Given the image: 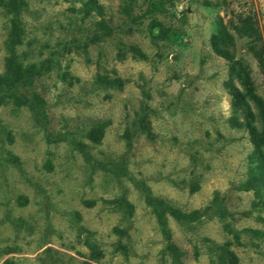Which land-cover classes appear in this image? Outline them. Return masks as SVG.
<instances>
[{
    "label": "rangeland",
    "instance_id": "obj_1",
    "mask_svg": "<svg viewBox=\"0 0 264 264\" xmlns=\"http://www.w3.org/2000/svg\"><path fill=\"white\" fill-rule=\"evenodd\" d=\"M25 1L17 58L44 69L31 89L0 87V264H264L255 147L230 123L228 82L247 90L211 46L239 15L264 30V0ZM10 19L0 4V74Z\"/></svg>",
    "mask_w": 264,
    "mask_h": 264
},
{
    "label": "trees",
    "instance_id": "obj_2",
    "mask_svg": "<svg viewBox=\"0 0 264 264\" xmlns=\"http://www.w3.org/2000/svg\"><path fill=\"white\" fill-rule=\"evenodd\" d=\"M172 0H155L151 1L150 9L153 11H160L165 7L166 3ZM0 4L8 9L11 14L10 19V57L7 61L6 72L0 74V87H9L16 90L33 88L36 78L43 74V66H39L36 62L24 63L17 58L19 55V47L24 44L25 29L23 26L22 13L27 5L25 0H0ZM88 5L96 7L101 10V5L97 0H89ZM124 13L132 16L133 20L137 21L143 18L141 15H131L130 11L125 8ZM248 38L247 51L252 54L256 60L258 67L264 72V30L259 24L257 17L253 14L239 15L237 21H231L230 25L221 22L219 30L212 35L211 46L213 50L228 60L230 65V75L237 74L242 79V84L247 90L245 94L237 87L232 79L228 82L229 88L233 95L232 107L233 115L230 118V123L233 127L244 128L248 130L250 140L255 149L253 152V160L257 162V173H252L250 179L246 182L248 189L255 191L257 205L264 206V98L256 92L255 83L251 77L250 71L247 68L242 58H237L234 52L235 34ZM161 33L164 35L168 33V29L162 27ZM108 83H118L120 79H106ZM35 100H43L35 91ZM250 95L252 101L258 108L261 124H255L256 113L253 110L252 104L246 98ZM96 140L100 141L101 133H96ZM173 214L180 219L196 220L201 215V210H195L189 213H181L173 211Z\"/></svg>",
    "mask_w": 264,
    "mask_h": 264
}]
</instances>
